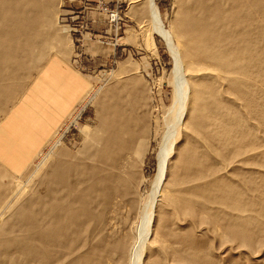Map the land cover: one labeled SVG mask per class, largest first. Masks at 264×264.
I'll return each mask as SVG.
<instances>
[{
    "label": "rangeland",
    "instance_id": "rangeland-1",
    "mask_svg": "<svg viewBox=\"0 0 264 264\" xmlns=\"http://www.w3.org/2000/svg\"><path fill=\"white\" fill-rule=\"evenodd\" d=\"M45 1L56 9L43 30L47 53L21 75L0 69V264H36L37 233L51 225L56 206L65 233L56 238L52 264H125L135 237L141 264H264V62H258L264 36L258 38V26L244 54L234 47L240 41L225 38L222 46L238 53L236 71L183 60L182 72L190 73L184 75L189 89L181 81L187 130L166 138L177 70L148 16V1ZM204 1L213 9L215 0ZM186 2L153 0L174 48ZM224 3L218 0L220 13H229L232 3ZM198 15L215 21L203 9ZM93 17L103 25L99 33ZM258 18L252 20L264 22ZM4 58L1 66L7 52ZM11 59L29 61L25 53ZM70 60L88 85L71 72ZM163 149L168 170L156 191ZM189 160L197 165L186 172ZM65 168L66 184L56 183ZM150 208L154 242L139 244ZM68 213L73 220H63Z\"/></svg>",
    "mask_w": 264,
    "mask_h": 264
},
{
    "label": "bare ground",
    "instance_id": "bare-ground-1",
    "mask_svg": "<svg viewBox=\"0 0 264 264\" xmlns=\"http://www.w3.org/2000/svg\"><path fill=\"white\" fill-rule=\"evenodd\" d=\"M146 1H148V4H147L148 5V11L147 12H148V16L151 20V23L154 25L156 32L161 37H163L165 39V41L168 43L170 51L173 55L174 64H175V67L177 70L176 71L177 72L176 73V79H175V82L173 85L174 90H173L172 103H171V106L168 108V110H166L167 131H166L165 135L167 136L166 138H168V135H172L173 131L182 130V131L186 132V130H187V128H186V124H187L186 123V121H187L186 120V118H187L186 108H187V104H188V102H187L188 101V97H187L188 92L184 88V85L182 82H186L187 88L189 89V86H188L189 84L187 83L188 81L184 77L187 76V74L190 75V73L186 72V70H185V72H186V75H185L184 72H182L183 69L181 70V63L184 62L183 60H185V58H187V61H190L191 65L201 63L203 61H207V62L215 61L212 64L215 65L217 63L218 64L217 67L225 66V67H228V69H231L232 72L236 71V69L233 68V67H236L235 66V62H237L236 61L237 60L236 55H238V53L244 54V52L247 50V48H250V47L252 48V46L250 45V43H252L251 40H250L251 42L249 41V43H248L249 44L248 47L244 46V43L246 42V40L248 38H250V39L253 38V37H251L252 36L251 29L258 26V38L260 39L262 36H264V22L261 20V21H259L260 24L255 23L256 21H258L256 19L258 18L259 14H260V17L258 19L264 18V0H230L232 4L230 6L229 13H228V11H223L222 13H220V7L218 6V0H215V3L213 4L215 7L212 6L213 9H211V7H209V6L206 7V5H205L206 1H204V0H187V2L185 0V2L187 3L186 5H188V10L186 13H183V16H181V18L179 19L180 23L178 25V28H177L178 30L176 32V37H178L177 38L178 45L175 48L171 45L172 41H171L169 33L163 29L158 8L153 4V0H146ZM219 1L223 5L224 0H219ZM53 5H54L53 2L45 1V0H0V69L6 68V67H7L6 69L13 68L14 70L11 71V73L16 71L17 74L21 75L20 71L26 73V70L31 69L32 68L31 65L34 64L36 60L41 59L42 55L45 54V52L47 53V49L43 43V41L46 39V34H43V30H44V27L49 26L47 24H50L52 22L53 15L56 13V9L54 8ZM189 5H190V8H189ZM200 9H203L206 12L208 18L212 17L215 21L213 23H209V22L206 23L205 21H207V20L201 19L200 16L198 15ZM254 17L256 18L255 22L252 20V19H254ZM259 27L262 28L260 33H259ZM218 29H221L222 31H224V36L222 34L220 36H218V31H221ZM31 31L35 33L34 37H30ZM35 36L41 37L42 42L38 43L37 41H35V38H36ZM225 38H236V40H238V41H240V43H242V45H240V44H239V46L236 45L239 47L237 49V47L235 46V44H237V43L234 44V42H233L235 50L236 51L238 50L237 51L238 53L234 54L232 51H230L233 49L232 47H231L232 48L231 49L230 47L222 46V45H224V43H226ZM259 39H258V41H259ZM6 43H11L13 46L8 48V46H5ZM256 43H257V40H256ZM256 43H255V45H258ZM231 45H232V43H231ZM227 46H229V45L227 44ZM240 46H242V47H240ZM34 48L37 51L36 53L34 51ZM183 48L184 49L187 48L190 53L185 54ZM45 49H46V51H45ZM38 50H40L39 55H37ZM6 52H7V61L5 62L4 66H1V64L5 61L4 54ZM17 53H25L26 56L29 57V61L26 63H23L21 61L20 64H12L11 57ZM257 54H258V52H257ZM256 55L252 54V56H256ZM262 55H263V57H261V58L259 57L258 62H262V63L264 62V54H262ZM257 58H258V56H257ZM254 61H255V58H254ZM252 63H253V61H252ZM252 65L250 64L249 68L250 67L254 68V66H252ZM259 65H260V63H259ZM255 67H256V65H255ZM261 67H262V65H261ZM261 67H260V69H263ZM257 68H258V66H257ZM120 69L122 70L123 66H121ZM233 69H235V70H233ZM260 69H258V70H260ZM231 70H229V71H231ZM245 70H244L245 72L243 71V73H240V75H242V76L245 75V78H246V77H249V75L247 73V69H245ZM239 71H241V70H239ZM250 72H251V68H250ZM252 73H254V72H252ZM192 76L193 75H191L190 78ZM195 76H197V75H195ZM195 76H193V77H195ZM259 76H260V79H262V77H261L262 75L259 74ZM253 77L255 78L256 76L254 75ZM8 78H7V80H8ZM257 78L258 77H256V79ZM10 79H11V76H10ZM252 81H255V79ZM233 83H236L235 85L237 87H239V84H237L236 81ZM233 83H232V85H233ZM244 83H242V84H244ZM247 84H248V82H247ZM250 84H252V83H250ZM3 94H4V92H2V90H1L0 91V97ZM190 101H191V99H190ZM200 122H199V127L203 128L202 125L200 124ZM197 132L199 134H201V133H204V130H199V129L194 130L195 134ZM168 154L170 155L169 151H168ZM168 157L169 156L167 155V150L163 149L161 152V158H160V163H159V174H158V178H157L158 183H157V187H156L157 190L156 191H158L159 190L158 188L160 187V185L164 183L163 179H164L166 171L168 170V167H167L168 162H169ZM196 165H197L196 162H192L191 160H189L188 162H184L185 171L186 172H191V170L193 171V167H195ZM66 170L67 169L65 168V170H59V173L56 172L57 175L55 176V178L53 177L54 181H56V183H60L63 181L65 183V177H64L63 173ZM168 185H169V182L167 181L164 184L163 189L166 190ZM92 189H93V191L94 190L96 191V187H94ZM91 191L89 193L93 192V191L92 192ZM105 193H106V191H105ZM154 194H152V195H154ZM155 196L157 197L158 195H155ZM163 197H164V191L159 194L160 199ZM63 208H66V206H63ZM61 210H62L61 206H56L54 208L53 212H56L57 214H55L53 212H52L53 214L51 213V216H52L51 218L53 221L51 223V225L48 227V229H46L44 227L41 228L42 230H44V229L45 230L37 233L38 240H39L38 241L39 246L36 249H34V251H33L34 252L33 258H35L36 264H52V263H55V261H56L55 260L56 254L54 252H55V249H57V248L55 247V244L57 242H59V240L56 238H60L61 235H64V233H65V232L62 233L63 232V229H62L63 226H62V222H59L61 219H60V216L58 214L59 212H57V211H61ZM153 211H155V209H153V208H150V210L148 212L146 211L147 214H146L145 219L143 220L145 222V224L143 226V229L141 228V230H142L141 233L138 235L139 239H140V241L138 240L140 242L139 244L147 243L148 241L150 242L148 237L151 233L150 227L152 226L153 214L155 213ZM87 214H88V212H87ZM89 217H90V215H89ZM63 220L71 221V220H73V217L70 213H68L66 215V218H63ZM69 226L71 228V225H69ZM74 226H76V223L74 224ZM77 227H78V225H77ZM81 229H83V228H81ZM152 232L154 235L155 230H153ZM100 241H102V239ZM133 242L134 243L129 248L128 252L125 249L126 250L125 256H124L125 264H141L140 260L142 259V257L139 256L140 246H138V248L136 246V237H135V241L133 240ZM153 242H154V238L152 239L150 244L151 243L153 244ZM96 244H98V243H96ZM91 245L93 246L94 244H91ZM101 247H102V245H101ZM90 248H91V246H90ZM60 258H59V260H60ZM97 262L99 264V261H97ZM141 262H142V260H141ZM119 264H122V263H119Z\"/></svg>",
    "mask_w": 264,
    "mask_h": 264
},
{
    "label": "crops",
    "instance_id": "crops-1",
    "mask_svg": "<svg viewBox=\"0 0 264 264\" xmlns=\"http://www.w3.org/2000/svg\"><path fill=\"white\" fill-rule=\"evenodd\" d=\"M93 21L95 22H99V23H95V24H98L96 26V33H99L100 31V28H103V25L101 24L100 22V19H98V21H96V19H94L93 17ZM94 24V23H93ZM93 24L90 25V27L92 28L93 27ZM97 34H94V36H96ZM111 56L114 57L115 54H116V47H111ZM67 66L69 67V69L71 70V72L73 74H75L76 76H78L79 78H81L83 80V82L86 83V85L89 84V79H88V76L85 75V74H82L80 73L78 70L75 69L74 65L72 64V61L70 60V62H67ZM60 124V122L56 125V127Z\"/></svg>",
    "mask_w": 264,
    "mask_h": 264
}]
</instances>
